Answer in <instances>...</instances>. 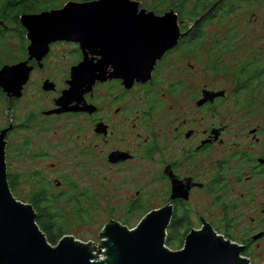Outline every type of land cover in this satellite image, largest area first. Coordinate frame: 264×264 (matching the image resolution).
I'll list each match as a JSON object with an SVG mask.
<instances>
[{"label":"flooded vegetation","instance_id":"1","mask_svg":"<svg viewBox=\"0 0 264 264\" xmlns=\"http://www.w3.org/2000/svg\"><path fill=\"white\" fill-rule=\"evenodd\" d=\"M51 1L13 7L11 0H0V70L21 63L22 73L28 71L20 97L0 86L4 151H61L63 163L82 170L86 180L35 171L41 214L65 219L62 204L82 214L97 170L115 169L119 183L134 187L124 200V219L169 206L168 227L181 221L189 232L208 223L254 264L252 252L264 240V0H198V15L194 0L156 10L140 4L156 15L172 10L179 30L148 76L137 73L136 60L134 72L124 70L133 58L121 60V40L83 50L77 41L54 38L52 26L21 20L63 6ZM224 21L230 24L225 34H207L210 25ZM13 44L17 59L10 60L2 52L11 55ZM60 45L71 47L60 56ZM126 49L133 53L134 47ZM80 64L89 67L91 88L69 99L63 92H71L72 71ZM30 87L35 101L17 118L13 110ZM57 134L59 143L52 141ZM115 151L125 154L109 159ZM142 168L148 191L140 188ZM147 198L155 201L149 208Z\"/></svg>","mask_w":264,"mask_h":264},{"label":"water","instance_id":"2","mask_svg":"<svg viewBox=\"0 0 264 264\" xmlns=\"http://www.w3.org/2000/svg\"><path fill=\"white\" fill-rule=\"evenodd\" d=\"M132 2L140 5L138 0H129ZM71 3L68 6L66 1L58 9L39 14L21 15V20L29 22L38 17H51L68 6L73 14L62 18L63 23L52 26L54 38L77 41L83 50L121 40L125 45L121 60L126 62L133 58L132 50L126 46H133V52L142 49L144 54L134 59L138 62L137 73L140 76L150 74L155 60L175 44L179 36L176 15L172 10L156 15L152 10L138 7L136 11L143 9L144 17L135 20L126 6L119 5V0H71ZM158 19L164 20L163 39L155 38L159 27L153 21ZM21 65H4L0 70L5 67L19 69L18 73L6 72L7 86L0 85L9 96H21L28 73L27 70L22 73ZM81 65L84 64L76 66L72 76ZM68 92L64 91L63 95ZM5 132L6 129L0 132V264H251L241 255L240 246L217 235L208 223L189 231L180 249H170L165 245L169 206L146 212L133 228L110 219L99 233L100 241L96 245L76 239L71 234L62 235L52 245L37 224L31 203L17 199L9 187ZM124 154L115 151L109 159L116 160ZM147 217L151 219L144 224ZM99 254L102 257H98Z\"/></svg>","mask_w":264,"mask_h":264},{"label":"rangeland","instance_id":"3","mask_svg":"<svg viewBox=\"0 0 264 264\" xmlns=\"http://www.w3.org/2000/svg\"><path fill=\"white\" fill-rule=\"evenodd\" d=\"M57 1L58 3L60 2L61 4H64L68 0ZM138 1H140V4L146 8H150L153 5L160 8L161 5L165 6L166 4H168V1H170V3H178L177 0ZM234 2L236 4L245 3L244 0H234ZM188 3H190L189 0ZM240 18L244 19L243 16H240ZM225 19L228 21V16H226ZM227 21L210 25L206 29L207 34H225L228 30V26H230ZM261 25L262 21L257 24V28H261ZM241 28H243V26ZM70 47V45H60V47L58 48L60 56H62L64 52L69 50ZM16 51H18V48L16 49L15 44H13L11 55L10 51H3L2 53L3 55H6L8 53L7 58L11 60L12 58L16 57ZM15 59H17V57ZM203 66L204 68L207 67L206 60H204ZM204 77H206V74ZM61 80L62 75L60 76V81ZM30 90L31 87L29 88L28 94L26 96H23L17 102V107L13 110V113L17 115V118H20L21 114L24 113L25 109L27 107H31L35 101V98L33 97L34 93ZM5 108V105L0 104V125L6 123L7 116L5 115ZM59 125L60 127H62V122ZM22 132L25 133L26 130H22ZM12 136L15 140L18 137L17 134ZM32 139L34 142L38 141V139L34 135H32ZM52 141L59 143L62 141V137L60 136V134H57L52 137ZM43 152H45L46 155L39 156V153H41V151H5L6 172L16 174L19 180V184L16 186V189L13 194L17 199L23 202L30 203L29 196L31 193L29 194V190L32 192L33 185L30 184L28 180L35 179L34 177L31 178L34 175L35 171H41L43 174L49 175L52 179H60L63 175L71 174V177L78 180L81 184L83 183V181H85L86 183V180L83 178L82 170L77 169L72 171L70 163L66 165L65 163H63L62 156L60 154L61 151L59 153L58 151ZM64 160L66 162L71 161L69 154L65 157ZM146 173V169L142 168L140 171V188L142 190L148 191L150 189V185L147 180ZM119 182V175L115 169H98L97 173L95 174L94 178L90 183V186L92 184V199L90 202L82 204V208L85 209L82 214L77 215L75 213V205L73 204L61 205L63 212L68 215L65 219L59 220L64 221L65 227L62 226V228L63 230H65V234H71L76 239L82 241H91L94 245H96L100 241L99 233L102 231L104 224H106L110 219L118 221L121 224L126 225L128 228L135 227L141 219L142 214L136 216L135 218L129 219L128 224L123 223V211L125 207L124 200L126 196H128L132 191H134V187L128 186L127 184H121ZM153 203H155V201L147 198L145 200V208L151 207ZM197 224L198 223L196 221L195 225ZM261 244V246L257 247L255 251L252 252L251 259L254 261V264H264V240L261 241ZM170 249L177 250L178 248Z\"/></svg>","mask_w":264,"mask_h":264},{"label":"trees","instance_id":"4","mask_svg":"<svg viewBox=\"0 0 264 264\" xmlns=\"http://www.w3.org/2000/svg\"><path fill=\"white\" fill-rule=\"evenodd\" d=\"M26 2L27 3H55V1L51 0H11V5L14 6H19L20 3ZM163 2V1H162ZM170 3V1H168ZM178 4H185L188 2V0H177ZM195 6L192 9V12L194 14L196 13L197 15L200 12V9L198 10V5H201V3L198 0H194L192 3ZM203 4V3H202ZM59 5L61 3L59 2ZM27 6V5H26ZM153 9L156 10V6H152ZM7 174V181L9 184L10 189L12 192L15 191L16 186L19 184V180L17 178L16 174H12L11 172H6ZM30 184L33 185V189H36V181L35 179H30L28 180ZM29 202L33 206L35 213H36V222L39 225L40 229L44 232L46 239L49 241L51 244H55L57 240L64 235L66 232L63 230L62 226L65 227L64 221H59L62 219H52V218H45L41 214V207L39 202L37 201L36 198V191L33 193L31 196H29ZM129 219H124L123 223L128 224ZM188 232V228H185L184 225L181 224V221H171L167 232H166V237H165V245H167L169 248H181L183 245L184 237L186 233Z\"/></svg>","mask_w":264,"mask_h":264},{"label":"snow or ice","instance_id":"5","mask_svg":"<svg viewBox=\"0 0 264 264\" xmlns=\"http://www.w3.org/2000/svg\"><path fill=\"white\" fill-rule=\"evenodd\" d=\"M72 5L71 0H68V6ZM119 5L121 6H126L130 10V15L131 17H134L135 20H139L141 17H144V10L140 9L139 12H137V8L139 5L136 2L129 3V0H119ZM65 7L63 11L56 12L53 14L51 17H38L35 20V23L37 26H56L61 23H63L64 17L71 16L73 14V10L69 7ZM147 19V17H145ZM153 24L155 26L159 27V31L157 32L155 38L156 39H163V25H164V20L163 19H158L154 20ZM144 54L143 50H137L132 53L133 60L130 61L126 66H125V71H130L134 72L135 71V64H134V59L135 57ZM154 63V61H153ZM115 67V65H114ZM18 73L19 69L15 68H7L5 67L3 71H0V85H6L5 82V73ZM89 72V67L88 65H81L80 69L76 70V73L73 75L69 83L71 84V92L66 93V96L69 99H76L79 96H82L83 93L89 91L91 88V82L87 79V73ZM151 219V217H147L144 221V224H147L148 221ZM144 224L141 225V227L144 226Z\"/></svg>","mask_w":264,"mask_h":264},{"label":"built area","instance_id":"6","mask_svg":"<svg viewBox=\"0 0 264 264\" xmlns=\"http://www.w3.org/2000/svg\"><path fill=\"white\" fill-rule=\"evenodd\" d=\"M98 257H102V255H101V254H99V255H98Z\"/></svg>","mask_w":264,"mask_h":264}]
</instances>
